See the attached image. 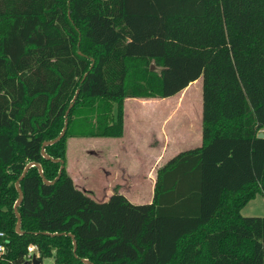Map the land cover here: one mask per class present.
Here are the masks:
<instances>
[{"label":"trees","instance_id":"trees-1","mask_svg":"<svg viewBox=\"0 0 264 264\" xmlns=\"http://www.w3.org/2000/svg\"><path fill=\"white\" fill-rule=\"evenodd\" d=\"M199 77L201 143L156 168L148 202L74 185L68 137H120L124 99ZM263 129L264 0H0V264L28 244L39 264H188L189 240L233 223L249 244L230 242L228 264H264V230L248 239L240 214L264 197Z\"/></svg>","mask_w":264,"mask_h":264},{"label":"rangeland","instance_id":"rangeland-1","mask_svg":"<svg viewBox=\"0 0 264 264\" xmlns=\"http://www.w3.org/2000/svg\"><path fill=\"white\" fill-rule=\"evenodd\" d=\"M198 81L200 83V79ZM199 89L198 84H194L171 99H124L123 131L120 137H68L64 164L74 185L79 189L83 188L96 200L103 199L110 191L122 188L137 203L148 202L155 179L154 169L166 160L159 157L155 159V155L164 152L165 157L176 150L159 147V143H153L152 136H158L163 127L169 130L195 123ZM164 110L165 117L161 126L156 111ZM104 171H108L105 173L108 183H105ZM240 214L254 220L247 222L249 226L243 235L246 234L248 239L256 242L261 240L264 230V197L256 194L240 209ZM243 226L233 223L229 228L233 232H239ZM230 233H214V236L221 237V241L216 243L209 239L202 241L200 235L194 236L184 248V255L191 261L188 264H198L197 258L203 247H210L213 253H216L214 248L228 251L229 242L226 241ZM41 264H53L52 257L42 258Z\"/></svg>","mask_w":264,"mask_h":264},{"label":"crops","instance_id":"crops-1","mask_svg":"<svg viewBox=\"0 0 264 264\" xmlns=\"http://www.w3.org/2000/svg\"><path fill=\"white\" fill-rule=\"evenodd\" d=\"M198 79H200V83H199ZM194 84H198V88H200L199 92L197 94L198 97H197V104H196L197 108H196V111H195V123H193V122L191 123V121H188L191 124H186L185 126H181V127L177 126L175 128H170L169 130L167 129V127H165V128L163 127V130L161 129V132L158 134V136L153 135L152 136L153 143H155V144L159 143V147H161L163 149H166V150L168 148L169 149H176L175 151L171 152L170 154H167L165 157H164V152L156 154L155 155V159L159 157V159H166L167 160L170 156L174 155L175 153H177V152H179L181 150L193 148V147H196V146L200 145V143H201V131H200V129H201L200 128V124H201V78L199 77V78L193 80L192 82H190L185 88H183L179 92H177V93H175V94H173L171 96L161 98V99H171L176 94H178L180 92L187 91ZM156 113H157L156 115L159 114V117H160L159 121H160V125L162 126L163 125L162 122L164 121V117H165L164 116L165 115V110L162 111V112L156 111ZM178 124H179V122H178ZM160 165H158V166H160ZM158 166H156V168ZM156 168L154 169V172H155ZM106 172H108V171H104V173H103L104 176L107 175V174H105ZM70 177H71V175H70ZM107 181H108V177L106 178V176H105V183ZM80 189L82 191H85L83 188H80ZM117 191L122 193V194H124L129 201L137 203L136 201L132 200L130 198V196L128 194H126L122 190V188L117 189ZM111 192L112 191L108 192L107 194H105L103 196V199L100 198L99 200H105ZM151 194H152V192H151ZM241 216H243V215H241ZM229 227L227 229L221 230L220 227L216 226L215 229H214L215 231L213 233H211L209 235H205V236L202 237V241H206V240L209 239V240H212V242H214V243L220 242L221 241V237L220 236H214L213 234L214 233H218L219 231H227V232H229V233L231 232V233L228 235V240L226 242H229V243L230 242H232V243H235V242L236 243H242L243 248L247 244H249L247 242V240L243 241V239L240 237L241 236L240 233H242L241 232L242 228H241V230L239 232H235V231L233 232V231L230 230ZM256 243H259V241H257ZM223 244H225V242H223ZM213 250L216 251V253H213L211 248L209 247V253H210L209 264H228L231 261V259L234 258L233 255L229 254V252H228L229 250L226 251L223 248H221L219 250L217 248H214ZM243 253L245 254V252H243ZM245 258L247 259V257H243L242 259L237 260L235 264H249V261H246Z\"/></svg>","mask_w":264,"mask_h":264},{"label":"water","instance_id":"water-1","mask_svg":"<svg viewBox=\"0 0 264 264\" xmlns=\"http://www.w3.org/2000/svg\"><path fill=\"white\" fill-rule=\"evenodd\" d=\"M64 130H65V123H64V125H63L61 131L59 132V134H58L54 139H52V140H47V141L42 142V144H41V149H40V150H41V152H42L43 155H44V153H43V146L46 145V144H49V143H52V142L58 140V139L63 135ZM262 136H263V133H262V132H258V133H257V137H262ZM30 165H34V163H28L27 165H25V167L23 168L21 174L19 175V177H18L17 179H20V178L23 176L25 170H26ZM37 168H38V172H39V174L41 175V170H40V167H39L38 165H37ZM60 168H61V166H60ZM58 175H59V171H58V173H57V176H58ZM57 176H56L55 178H57ZM14 184H15V188H16V191H17V198H16V200H15V202H14V204H13V210H14V213H15V216H16V219H17V221H16V225H15V228L18 230V227H19V215L17 214L16 206L18 205V203H19L20 200H21V191H20V189H19V187H18L17 181H15ZM74 243H75V241L72 240L73 248H74V246H75ZM23 264H39V260L36 258L35 255H32L30 262H28V261H24Z\"/></svg>","mask_w":264,"mask_h":264},{"label":"built area","instance_id":"built-area-1","mask_svg":"<svg viewBox=\"0 0 264 264\" xmlns=\"http://www.w3.org/2000/svg\"><path fill=\"white\" fill-rule=\"evenodd\" d=\"M262 133L264 134V129L262 130ZM0 233H1V232H0ZM0 236H2V235H0ZM29 245H30V244H28L27 247H26V253H25V256H24V258L26 259V261H30L32 255H36V251L33 252V253H29V252H28V246H29ZM0 247H3V245L0 244ZM3 248H4V247H3Z\"/></svg>","mask_w":264,"mask_h":264},{"label":"clouds","instance_id":"clouds-1","mask_svg":"<svg viewBox=\"0 0 264 264\" xmlns=\"http://www.w3.org/2000/svg\"><path fill=\"white\" fill-rule=\"evenodd\" d=\"M0 235H3V233H0ZM36 249H37V246L34 245V244H30V245L28 246V252H29V253H33V252H35ZM4 252H5V249H4L3 247H0V254H3Z\"/></svg>","mask_w":264,"mask_h":264}]
</instances>
